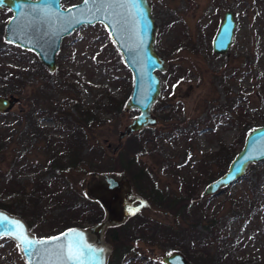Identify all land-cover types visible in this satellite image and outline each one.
Returning a JSON list of instances; mask_svg holds the SVG:
<instances>
[{"label":"rangeland","instance_id":"1","mask_svg":"<svg viewBox=\"0 0 264 264\" xmlns=\"http://www.w3.org/2000/svg\"><path fill=\"white\" fill-rule=\"evenodd\" d=\"M78 1L61 0V4L66 7ZM149 1L157 23L156 49L167 63L164 69L156 70L161 90L152 109L158 120L133 137L145 144L141 163L154 174L157 188L176 200L173 209L152 203L128 181L123 198L131 202L138 199L133 214H142L136 217L187 225V220L178 215L176 218L173 213L182 212L178 205L191 186L192 200L186 209L191 213L189 220L200 217L201 223L212 225L214 235L206 243L221 263L264 264V159L250 163L246 172L222 191L203 192L208 182L226 170L247 132L264 124V0ZM225 10L232 12L235 26L228 49L219 53L212 49V38ZM11 15L8 7L0 8L2 38ZM3 41L8 45L0 44L1 64L19 71L14 92L5 90L6 84L0 79V94L18 97L10 109L0 112V125L15 115L12 121L17 131L25 132V115L35 108L40 110L37 113L40 125L58 135L56 120L47 115L45 108H54L56 115L61 111L75 114L72 104L78 97L87 107L104 100L108 94L122 97L125 102L129 97L132 72L100 22L81 25L62 38L52 71L34 51L4 38ZM39 64L42 69L29 70ZM136 114L137 110L125 106L104 112L102 123L85 130L88 145L101 146L105 157L111 155L118 145L119 131ZM0 128L4 140H8L7 126ZM16 136V142L10 141L8 147L0 144V180L1 174L12 170L14 156L21 162L15 165L13 175L21 180H29L35 174L33 169L45 161L40 140L28 135L29 139L24 137L25 146V140ZM128 138L127 141L126 136L123 138L122 146L125 142L129 145ZM95 170L75 174L74 181L84 196L100 199L107 195L104 173L97 170L93 174ZM10 196L9 192L2 194L3 199ZM51 203L46 202L45 207H51ZM133 214H128L116 228L112 224L104 227L102 236L109 247L107 263L166 264L162 261L164 254L182 251L178 240L155 241L148 232L138 229L141 220L133 218ZM49 221L50 218H41L36 224L46 225ZM91 225L87 223L84 227ZM116 232L127 236L128 241L114 243L108 236ZM51 234L55 233L47 235ZM197 249L189 253L198 255ZM186 257L198 264L189 255ZM0 264H27L18 243L5 235L0 236Z\"/></svg>","mask_w":264,"mask_h":264},{"label":"water","instance_id":"2","mask_svg":"<svg viewBox=\"0 0 264 264\" xmlns=\"http://www.w3.org/2000/svg\"><path fill=\"white\" fill-rule=\"evenodd\" d=\"M2 7L12 10L5 23L4 40L34 51L51 71L56 68V52L63 37L81 25L100 22L107 28L124 63L132 72V87L125 107L137 110L132 120L119 131L115 150L122 146L127 134L157 122L152 106L160 94L161 80L156 70L164 69L167 61L156 49L157 23L149 0H89L88 4L80 0L66 7L62 6L61 0H5L4 4H0ZM234 26L232 12L225 10L212 38L213 51L223 53L228 49ZM17 99L13 94H0V112L10 109ZM263 159L264 124H260L247 132L242 147L232 157L226 170L208 182L203 192L222 191L224 186L241 177L250 163ZM121 174H102L104 190L110 193V197L107 194L100 198L106 216L89 228L70 226L55 234L38 236L30 231L20 215L0 209V236H9L18 243L27 264H107L109 247L103 240L104 227L124 220L135 209L132 202L122 200L126 195L125 189L124 194L117 193L121 185L127 183ZM51 237L59 239H48ZM45 240L46 243H33L32 254H28L29 241ZM69 243L73 253L78 254V260H67L65 246ZM98 249H103V252H97ZM162 261L166 264H194L180 250L164 254Z\"/></svg>","mask_w":264,"mask_h":264},{"label":"trees","instance_id":"3","mask_svg":"<svg viewBox=\"0 0 264 264\" xmlns=\"http://www.w3.org/2000/svg\"><path fill=\"white\" fill-rule=\"evenodd\" d=\"M156 40H159V37ZM1 43L8 45L2 37H0ZM23 63L25 65L24 61ZM31 69H42V66L39 64L29 68V70ZM18 71L12 66L7 68L0 62V79L6 84L5 90L14 92L18 88V84L15 83V81L18 82L16 79ZM72 105L75 108V114L72 112H66V114L61 111L60 115H56L54 108L52 110L44 109L47 110L48 116L55 118V128L58 135L51 134L47 127L40 125L37 117L40 110L35 108L25 115L27 128L25 132L23 130L17 131L12 121L15 119V115L0 125L2 128L7 126L8 130L5 133L9 138L4 140L5 134L2 135L0 128V144L8 147L10 141L16 142L14 136L17 133L18 140H25L24 137L29 139L28 135H32L42 142L41 150L45 157V161L39 164L40 167L33 169L35 174H32L29 180H21L13 175L17 164L21 162V159L14 156L11 165L12 170L1 174L0 209L20 215L28 224L29 229L36 235L57 233L70 226L84 227L87 223L94 224L103 218L104 208L97 199H91L89 194L84 196L74 181V176L83 170L92 171L95 169L93 174L97 170L103 171L102 173H126L127 175H125L130 179L134 188L146 199L160 206L165 205L173 209L176 199L166 191L157 188L154 174L141 163L140 155L145 150V144L140 143L139 139L133 136L139 134L142 129L126 135V141L127 137H129L128 140L130 139L129 145L125 142L124 146L118 150L114 148L113 153L107 157L103 154L101 146L88 145L85 130L90 129L93 124L102 123L103 118L101 116L104 112L118 111L123 108L125 106L124 98L108 94L104 100L95 101L94 105L87 107L78 97ZM25 143L26 140L24 145ZM19 151L22 153L24 150ZM190 182L194 183L193 181ZM191 191L190 186L186 191L188 195L183 197L181 205H178L182 212L173 213L176 218L178 215L183 220H187V225H183L182 222L173 225L148 221L142 215L136 217V215L142 214L137 213L133 217H136L135 219L138 221L141 220L138 229L148 232L149 237L155 241L178 240L182 243V252L189 255L198 264H222L221 259L207 247L206 239L214 235L212 225L201 223L200 217L196 218L195 221L194 219L189 220L191 213L186 209L192 200H190ZM3 192L11 193L10 199H3ZM48 201H51L53 205L46 208L45 205ZM41 218H50V221L46 225H37L36 223ZM197 226H200L201 229H198ZM125 230L129 231L128 228ZM108 238L117 244L128 241L127 236L123 235L112 234ZM197 247L198 255L189 253L190 250L195 252L194 248ZM228 264H240V262H229Z\"/></svg>","mask_w":264,"mask_h":264},{"label":"snow or ice","instance_id":"4","mask_svg":"<svg viewBox=\"0 0 264 264\" xmlns=\"http://www.w3.org/2000/svg\"><path fill=\"white\" fill-rule=\"evenodd\" d=\"M5 0H0V4H4ZM84 3L85 4H88L89 3V0H84ZM74 7H77V6H74ZM16 223H19V222H16ZM74 231V230H73ZM64 235H67V234H64ZM50 240H56V239H59V237H51V238H48ZM47 241H29V249L27 250L28 251V254L31 255L32 252H31V245L33 243H46ZM66 249H67V260L69 262L73 261V260H78V254H74L73 253V250H72V245L71 243H69L68 245L65 246ZM97 252H103V249H98L96 250Z\"/></svg>","mask_w":264,"mask_h":264},{"label":"flooded vegetation","instance_id":"5","mask_svg":"<svg viewBox=\"0 0 264 264\" xmlns=\"http://www.w3.org/2000/svg\"><path fill=\"white\" fill-rule=\"evenodd\" d=\"M113 174H115L116 176L117 175H120L121 173H113ZM121 175H123L125 178L127 177L126 175H125V173H123L122 172V174ZM127 179V178H126ZM128 182H130V185H131V187L133 188L134 186H133V184H132V182L130 181V179L129 180H127ZM104 182V181H103ZM127 183H125V184H122L121 185V188L119 189V191L117 192L118 194H120V193H122V194H124L123 192H124V188H125V185H126ZM107 194H108V191H107ZM109 195V197H110V193L108 194ZM124 198H122V200H123ZM100 203H101V205L103 206V203L100 201V199H97ZM119 199H117L114 203H116L117 201H118ZM124 201H125V199H124ZM131 202V201H130ZM132 203L135 205V207H136V205H138V199H136L135 201H132ZM103 208H104V206H103ZM104 211H105V214H104V216H103V218L106 216V209L104 208ZM133 213H136V212H132V214ZM130 214V213H129ZM135 214H133V216H134ZM126 218V217H125ZM124 218V219H125ZM134 218V217H133ZM123 221V220H122ZM122 221H120V222H122ZM120 222H116V223H112V228L114 227V228H116V227H118L119 225H120ZM119 223V224H118ZM127 233H128V231L125 233L126 235H127ZM113 234H116V235H118V233L116 232V233H113Z\"/></svg>","mask_w":264,"mask_h":264}]
</instances>
